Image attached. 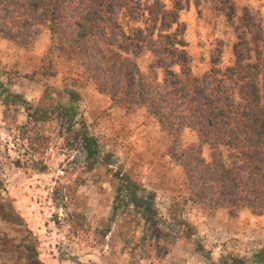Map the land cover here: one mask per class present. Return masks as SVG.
Instances as JSON below:
<instances>
[{"label":"rangeland","instance_id":"1","mask_svg":"<svg viewBox=\"0 0 264 264\" xmlns=\"http://www.w3.org/2000/svg\"><path fill=\"white\" fill-rule=\"evenodd\" d=\"M164 2L171 7V0ZM134 3L137 10L115 14L125 25L143 27L149 1ZM245 10L255 30L264 31V0H183L179 21L194 75L233 65ZM5 25L0 22V31L7 33ZM35 30L32 47L9 40L0 46V101L8 102L0 105V264H52L56 255L63 259L58 264H264V214L242 209L233 219L227 210L189 201L185 174L167 155L171 140L157 121L143 108L128 114L113 106L92 83H76L80 70L57 59L49 29ZM42 61L55 76L40 75ZM137 61L145 71L151 56L143 50ZM46 85L56 113L69 92L77 95V121L87 122L98 140L92 169L81 147H67L66 119L48 127L47 149L28 141L36 126L27 103L35 107ZM224 86L233 83L225 77ZM26 96L31 102L22 104ZM195 142L194 133L182 132L181 145Z\"/></svg>","mask_w":264,"mask_h":264},{"label":"trees","instance_id":"2","mask_svg":"<svg viewBox=\"0 0 264 264\" xmlns=\"http://www.w3.org/2000/svg\"><path fill=\"white\" fill-rule=\"evenodd\" d=\"M135 1L0 0V22L9 31H0V38L28 48L39 36L35 27H47L57 59L80 70L76 83H92L113 106L128 114L143 108L157 121L171 140L167 155L185 174L189 201L205 209L227 210L233 219L242 209L263 216L264 31L255 30L245 10L240 17L242 33L233 46V65L198 77L179 21L183 0H171V7L164 0H148L143 27L130 21L125 25L115 14L117 8L137 10ZM143 50L151 56L145 71L137 61ZM39 73L56 75L43 61ZM225 77L232 88L224 86ZM50 88L45 86L35 107L27 103L28 120L36 126L35 136L28 141H38L47 149L48 127L56 119H66L68 127L62 128L68 135L67 147H81L92 169L98 159V140L89 135L87 122L77 121V95L69 92L63 112L56 113ZM184 130L194 133L197 142L181 145ZM143 206L149 210L150 202Z\"/></svg>","mask_w":264,"mask_h":264},{"label":"crops","instance_id":"3","mask_svg":"<svg viewBox=\"0 0 264 264\" xmlns=\"http://www.w3.org/2000/svg\"><path fill=\"white\" fill-rule=\"evenodd\" d=\"M4 41H6V40H4ZM2 44H3V39L0 40V46H1ZM41 54H42V53H41ZM41 54H40V53H39V54H36L35 59H39ZM3 59H5L4 56H3ZM24 62H25V61H24ZM61 66H62V65H61ZM34 68L36 69V67H34ZM2 84H3L4 88L7 86V84H5V83H2ZM8 86H11V84H8ZM2 97H3V95H2ZM2 97H0V98H2ZM4 98H5V97H4ZM39 98H40V97H39ZM25 100H26V102H31V101H30L31 98H29V97H27V96H26ZM3 101H4V102H1V101H0V103H1L0 105L5 107L6 103H8V102H6V99L3 100ZM7 101H8V98H7ZM38 101H39V99H37V100L35 101V104H36V105H37ZM4 104H5V105H4ZM31 104H34V103H31ZM1 106H0V107H1ZM2 121H3V120L1 119V120H0V123H1V124H4L5 122L3 123ZM218 212H224V210H218ZM60 259L63 260L62 258H59V256H57V255H56V256H53V257H52V260H53L54 263H52V264H58V262H59ZM81 260L85 261V259H81ZM79 261H80V260H79ZM79 261H77V262H79ZM92 263L96 264L95 261L92 262Z\"/></svg>","mask_w":264,"mask_h":264}]
</instances>
